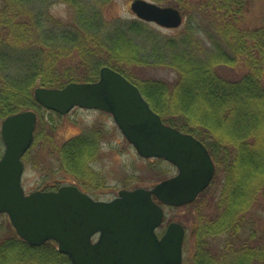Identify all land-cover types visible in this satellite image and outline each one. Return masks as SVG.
Returning a JSON list of instances; mask_svg holds the SVG:
<instances>
[{
  "label": "trees",
  "instance_id": "trees-1",
  "mask_svg": "<svg viewBox=\"0 0 264 264\" xmlns=\"http://www.w3.org/2000/svg\"><path fill=\"white\" fill-rule=\"evenodd\" d=\"M110 1L0 0V120L24 109L41 113L33 91L38 85L95 81L104 65L121 71L166 123L200 138L224 174L216 216L200 219L194 264H264V246L251 243L259 230L247 234L239 225L264 192V19L250 29L238 25L243 0H172L188 18L177 34L166 36L137 17L105 19L102 4ZM57 2L68 4L69 19L52 15ZM147 63L171 67L175 79L141 82L127 69ZM41 128L37 124L24 158L43 141ZM99 141L89 130L55 146L60 168L87 185ZM2 143L0 138V153ZM5 215L0 264H75L56 241L33 245L16 230L8 233ZM219 235L226 237L221 252L205 247L208 237Z\"/></svg>",
  "mask_w": 264,
  "mask_h": 264
},
{
  "label": "water",
  "instance_id": "water-1",
  "mask_svg": "<svg viewBox=\"0 0 264 264\" xmlns=\"http://www.w3.org/2000/svg\"><path fill=\"white\" fill-rule=\"evenodd\" d=\"M130 4L138 18L166 28H178L184 21L173 5L152 0ZM33 91L43 107L61 114L76 106L112 113L142 157H164L178 171L152 188L121 189L110 200L96 199L75 184L26 193L23 155L34 141L38 114L25 109L2 121L0 214L7 213L18 234L33 245L57 241L75 264H182L185 226L172 221L162 235L157 228L165 216L162 204L193 202L213 180L216 165L206 144L165 123L140 86L109 65L101 67L98 80Z\"/></svg>",
  "mask_w": 264,
  "mask_h": 264
},
{
  "label": "rangeland",
  "instance_id": "rangeland-1",
  "mask_svg": "<svg viewBox=\"0 0 264 264\" xmlns=\"http://www.w3.org/2000/svg\"><path fill=\"white\" fill-rule=\"evenodd\" d=\"M171 1L156 2L162 5H172ZM188 1L196 4L203 0ZM243 1V11L239 14L238 25L249 29L260 26L264 19V0ZM131 2L132 0H111L107 4H102L103 17L107 20L135 18L136 14L131 8ZM51 13L55 18L66 20L69 19L70 8L66 3L57 2L52 5ZM184 17L183 25L178 28H166L154 22L150 23L153 29L161 31L163 35H173L184 27L188 16L185 15ZM127 69L141 82L146 79H162L170 83L176 77V73L171 67L155 64H131ZM233 71L236 72L235 75L241 73V69ZM38 114L42 116V121H39L38 124H40V128L43 127V141L33 146L29 157L24 158L25 170L22 184L28 193L37 189L50 190L46 188L51 185L60 187L65 184H75L96 199L110 200L118 196L121 189H134L141 186L152 188L164 178L177 173V168L167 160H162L163 164H157V158L142 157L135 146L126 138L112 113L99 109L75 107L67 114H60L46 108H43ZM2 121L3 119L0 120V138H2ZM89 130L93 131L97 138L100 137V144L97 159L91 163L94 179L88 181V184L84 186L72 173L70 174L60 168V160L54 150L55 146H61L68 139L70 140V138ZM48 134L53 135V141L47 139ZM3 143L1 153L5 148ZM223 178V172L216 170L211 184L201 195H198L201 197L198 198L200 200L197 203L194 201L183 206H164L166 217L164 224L158 228L159 232L164 231V228L172 221L182 223L186 229L182 247L184 254L182 264H194L195 258L193 257L200 248L198 238L200 226H202L200 219L201 217L210 219L216 216V206L224 184ZM258 199L260 205L257 203L255 208L245 213L239 225L241 230H245L247 234L250 229H258L255 241L252 240L251 243H260L264 246V192ZM5 220V226L9 227L8 233L13 232L15 228L8 216L5 217ZM3 233H6V230H3ZM211 238L208 237V244L205 247H211L213 252H221V245L226 240L225 235H219L215 240Z\"/></svg>",
  "mask_w": 264,
  "mask_h": 264
},
{
  "label": "bare ground",
  "instance_id": "bare-ground-1",
  "mask_svg": "<svg viewBox=\"0 0 264 264\" xmlns=\"http://www.w3.org/2000/svg\"><path fill=\"white\" fill-rule=\"evenodd\" d=\"M25 156V155H24Z\"/></svg>",
  "mask_w": 264,
  "mask_h": 264
}]
</instances>
